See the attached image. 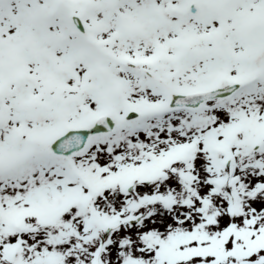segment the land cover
<instances>
[{"label":"rangeland","instance_id":"rangeland-1","mask_svg":"<svg viewBox=\"0 0 264 264\" xmlns=\"http://www.w3.org/2000/svg\"><path fill=\"white\" fill-rule=\"evenodd\" d=\"M189 1L0 0V264H264V0L166 11ZM219 80L242 86L164 108ZM134 105L143 113L125 118ZM95 110L112 133L70 161L48 153Z\"/></svg>","mask_w":264,"mask_h":264},{"label":"water","instance_id":"water-1","mask_svg":"<svg viewBox=\"0 0 264 264\" xmlns=\"http://www.w3.org/2000/svg\"><path fill=\"white\" fill-rule=\"evenodd\" d=\"M192 12H195L196 9H191ZM236 88V86H232L223 90L217 89L209 94H207L205 97L200 98V99H192L193 97H189V98H185V97H179L174 99L173 101H171L170 106H191V107H196L201 101H204L206 99H210L213 98L215 96H221L224 95L226 93H230L232 90H234ZM105 122L107 124L106 127H98L95 126V128L92 129L93 133H96L100 130H106V131H110L113 128V124L110 123V120L108 118L105 119ZM90 134L89 130H79V131H74L73 132V138H82V140L86 139ZM84 144V143H83ZM82 144V145H83ZM55 152L60 153L59 147L54 149Z\"/></svg>","mask_w":264,"mask_h":264}]
</instances>
